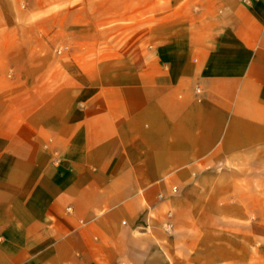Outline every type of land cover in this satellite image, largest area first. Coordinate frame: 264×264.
<instances>
[{"label": "crops", "instance_id": "obj_1", "mask_svg": "<svg viewBox=\"0 0 264 264\" xmlns=\"http://www.w3.org/2000/svg\"><path fill=\"white\" fill-rule=\"evenodd\" d=\"M165 1L79 71L0 33V264H264V0Z\"/></svg>", "mask_w": 264, "mask_h": 264}, {"label": "rangeland", "instance_id": "obj_2", "mask_svg": "<svg viewBox=\"0 0 264 264\" xmlns=\"http://www.w3.org/2000/svg\"><path fill=\"white\" fill-rule=\"evenodd\" d=\"M165 0H0V33L28 51L50 45L60 62L95 66L105 56L136 55L157 37ZM158 8L154 12V8ZM162 23V22H161ZM10 31V32H7ZM156 35V36H155ZM45 40H42V39ZM40 51V50H39Z\"/></svg>", "mask_w": 264, "mask_h": 264}, {"label": "built area", "instance_id": "obj_3", "mask_svg": "<svg viewBox=\"0 0 264 264\" xmlns=\"http://www.w3.org/2000/svg\"><path fill=\"white\" fill-rule=\"evenodd\" d=\"M244 1H249V0H244ZM169 228V227H168Z\"/></svg>", "mask_w": 264, "mask_h": 264}]
</instances>
